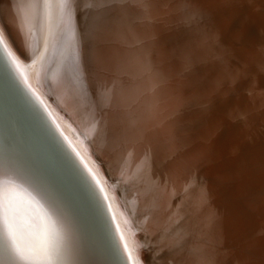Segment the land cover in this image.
Returning <instances> with one entry per match:
<instances>
[{
    "label": "bare ground",
    "instance_id": "1",
    "mask_svg": "<svg viewBox=\"0 0 264 264\" xmlns=\"http://www.w3.org/2000/svg\"><path fill=\"white\" fill-rule=\"evenodd\" d=\"M262 1L0 0V173L62 264H264Z\"/></svg>",
    "mask_w": 264,
    "mask_h": 264
},
{
    "label": "snow or ice",
    "instance_id": "2",
    "mask_svg": "<svg viewBox=\"0 0 264 264\" xmlns=\"http://www.w3.org/2000/svg\"><path fill=\"white\" fill-rule=\"evenodd\" d=\"M42 3L49 8L53 6L64 8L69 0H42ZM0 56H3L19 73V65L13 53L8 50L2 27ZM25 205L32 210L28 217L22 213ZM25 236L29 237L26 244L21 242ZM0 241H3L0 245V264H5L6 258L15 264H62L64 260L58 221L36 207L33 199L22 196L13 182L4 180L3 173H0ZM129 259H132L131 254Z\"/></svg>",
    "mask_w": 264,
    "mask_h": 264
},
{
    "label": "rangeland",
    "instance_id": "3",
    "mask_svg": "<svg viewBox=\"0 0 264 264\" xmlns=\"http://www.w3.org/2000/svg\"><path fill=\"white\" fill-rule=\"evenodd\" d=\"M242 2V1H241ZM262 2H264V0L262 1ZM262 25H264V22L262 23ZM227 29L229 30V31H233L234 29H233V25L231 24V23H229L228 24V26H227ZM226 57V55L224 56V58ZM240 92H243V90H239ZM261 96L264 98V91H263V94H261ZM223 120H226V118H224ZM257 150L260 152V153H264V147H261V146H258L257 147Z\"/></svg>",
    "mask_w": 264,
    "mask_h": 264
},
{
    "label": "water",
    "instance_id": "4",
    "mask_svg": "<svg viewBox=\"0 0 264 264\" xmlns=\"http://www.w3.org/2000/svg\"><path fill=\"white\" fill-rule=\"evenodd\" d=\"M30 112H31V111H30ZM31 113H32V112H31ZM31 119H32V121H31ZM31 119H29L30 122H33V119L36 121V123H39V121H40L39 119L36 120V119H35V116H34L33 114H31ZM43 125H44V123H43ZM44 126H45V125H44ZM44 126H43V127H44ZM40 138H41V137H39V139H40ZM39 141H40V140H39ZM40 142H41V141H40ZM41 143H43V142H41ZM119 257H120V256H119ZM120 259L122 260L121 257H120ZM122 262H123V260H122ZM123 264H125V262H124Z\"/></svg>",
    "mask_w": 264,
    "mask_h": 264
}]
</instances>
